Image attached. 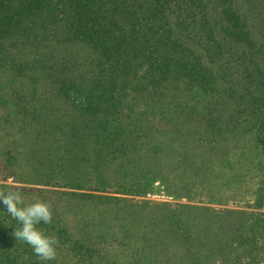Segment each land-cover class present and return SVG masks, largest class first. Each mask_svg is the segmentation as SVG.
Returning <instances> with one entry per match:
<instances>
[{"label": "trees", "instance_id": "trees-1", "mask_svg": "<svg viewBox=\"0 0 264 264\" xmlns=\"http://www.w3.org/2000/svg\"><path fill=\"white\" fill-rule=\"evenodd\" d=\"M4 104L24 124L29 165L48 185H79L82 164L109 184L108 168L121 163L134 192L153 181L169 187L158 161L203 171L199 153L242 137L264 155V0H0ZM85 135L94 136L89 148ZM263 196L264 188L256 207ZM72 198L91 204L89 217L118 221L119 234L149 264H261L264 257L260 212L99 193ZM4 207L0 264H39L14 236L19 222H4Z\"/></svg>", "mask_w": 264, "mask_h": 264}, {"label": "rangeland", "instance_id": "rangeland-1", "mask_svg": "<svg viewBox=\"0 0 264 264\" xmlns=\"http://www.w3.org/2000/svg\"><path fill=\"white\" fill-rule=\"evenodd\" d=\"M89 54L92 57L91 53ZM206 63L215 67L213 61ZM147 112L151 114L150 109ZM23 126L22 121L13 113L12 106L0 105V188L7 190L11 187L20 191L26 203L37 198L50 201L53 211L52 222L40 225L42 228H48L47 232L57 234V239L60 237L65 244L63 251L56 252L54 260L42 261L36 255L37 260L41 261L39 264H149L141 256L132 238L119 234L116 226L118 221L108 215H98L97 212L94 217H89L91 204L80 202L83 198L74 200L72 193L84 195L99 193L129 200L158 201L173 205H205L219 209H236V212L245 210L264 214V199L257 207L254 204L258 202V196L264 188V167L260 168V165H264V155L260 152H250L252 145L248 138L242 137L227 142L225 143L227 147L223 149H216L219 145H215V151L211 153L209 151L199 153V158L195 159V162L196 164L203 162V171L197 167H191L189 171L185 170V167L176 169L172 164L174 161L164 158L163 162L159 164L158 161L157 164L162 166L160 174L166 177L169 187L164 184L165 182L153 181L146 188L145 186L136 188L138 190L136 193L134 186L129 183L133 178L130 174L128 177L123 176L124 167L120 166L121 163L117 164L118 162H115L117 165H114V168H108L111 180L109 184H102L101 176L99 177L96 171H89L90 167L84 164L79 168L81 182L77 186L64 185L59 181L49 185L42 183L29 165ZM188 127L187 125L186 128ZM196 129L198 128H193L192 132ZM88 135H85L86 148L94 142V136L89 138ZM159 137L158 142L171 146L166 137L161 135ZM145 142L142 139L137 144L147 150L151 145ZM142 148L139 150L143 152ZM245 148L247 150H244ZM131 155L135 158L134 154H129V158H132ZM77 167L75 166V171ZM126 180L128 183L123 184ZM121 190L127 191L120 193ZM3 215L7 226H18L16 220L7 213L6 207ZM73 245H76L79 251L75 250L76 247L74 250L73 248L68 250V246ZM258 262L264 264L263 255L258 256Z\"/></svg>", "mask_w": 264, "mask_h": 264}, {"label": "clouds", "instance_id": "clouds-1", "mask_svg": "<svg viewBox=\"0 0 264 264\" xmlns=\"http://www.w3.org/2000/svg\"><path fill=\"white\" fill-rule=\"evenodd\" d=\"M0 202L5 205L7 213L20 224L14 231L16 240L27 243L42 261L54 260L59 241L55 235L48 234L39 227L42 223L52 222L51 202L37 198L26 203L22 193L11 187L7 190L0 188Z\"/></svg>", "mask_w": 264, "mask_h": 264}]
</instances>
